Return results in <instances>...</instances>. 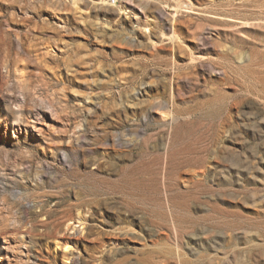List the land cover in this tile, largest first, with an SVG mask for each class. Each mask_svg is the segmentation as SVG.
<instances>
[{
  "label": "rangeland",
  "instance_id": "1",
  "mask_svg": "<svg viewBox=\"0 0 264 264\" xmlns=\"http://www.w3.org/2000/svg\"><path fill=\"white\" fill-rule=\"evenodd\" d=\"M94 1L0 0V264H264V0Z\"/></svg>",
  "mask_w": 264,
  "mask_h": 264
},
{
  "label": "bare ground",
  "instance_id": "2",
  "mask_svg": "<svg viewBox=\"0 0 264 264\" xmlns=\"http://www.w3.org/2000/svg\"><path fill=\"white\" fill-rule=\"evenodd\" d=\"M70 1V0H69ZM83 1V0H82ZM81 0H71V3L74 5H76L78 2H82ZM91 1V0H90ZM131 0H115V2H111L110 0H95L94 3H97V4H103V5H109V6H116L118 9H119V12L120 13H127L129 10H128V3L130 5H133V6H141V8L143 9H149V6H148V2L149 0H135L137 1L136 4H131L130 3ZM78 6V5H77ZM76 7V6H75ZM11 19H13V17H11ZM14 20V19H13ZM10 25L11 22L9 21L7 23V25ZM11 27V25H10ZM177 32V31H176ZM176 34V33H175ZM175 34H173L175 36ZM176 36L178 37V35L176 34ZM172 39V38H171ZM85 224V220H84V217L80 214L76 215V217H70L67 219V223L65 225V229L67 231H70V233H80L84 226H81V225H84ZM62 238V240H57L55 245L58 246V245H61L63 248H64V251L65 252H69V254H72L73 252L71 251V246H70V241L74 240V236L70 235V234H61L60 236ZM7 240V239H6ZM5 240V241H6ZM8 242V241H7ZM7 255V254H6ZM7 257V256H6ZM157 264H160L159 262H157Z\"/></svg>",
  "mask_w": 264,
  "mask_h": 264
},
{
  "label": "built area",
  "instance_id": "3",
  "mask_svg": "<svg viewBox=\"0 0 264 264\" xmlns=\"http://www.w3.org/2000/svg\"><path fill=\"white\" fill-rule=\"evenodd\" d=\"M111 2H115V0H110Z\"/></svg>",
  "mask_w": 264,
  "mask_h": 264
}]
</instances>
